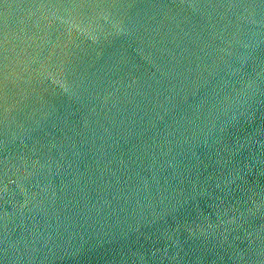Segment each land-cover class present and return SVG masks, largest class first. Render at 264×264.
I'll list each match as a JSON object with an SVG mask.
<instances>
[{
    "label": "water",
    "instance_id": "1",
    "mask_svg": "<svg viewBox=\"0 0 264 264\" xmlns=\"http://www.w3.org/2000/svg\"><path fill=\"white\" fill-rule=\"evenodd\" d=\"M0 264H264V0H0Z\"/></svg>",
    "mask_w": 264,
    "mask_h": 264
}]
</instances>
